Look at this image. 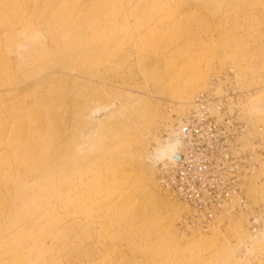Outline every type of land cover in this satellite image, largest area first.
<instances>
[{
    "label": "rangeland",
    "instance_id": "rangeland-1",
    "mask_svg": "<svg viewBox=\"0 0 264 264\" xmlns=\"http://www.w3.org/2000/svg\"><path fill=\"white\" fill-rule=\"evenodd\" d=\"M0 252L264 264V0H0Z\"/></svg>",
    "mask_w": 264,
    "mask_h": 264
},
{
    "label": "bare ground",
    "instance_id": "bare-ground-1",
    "mask_svg": "<svg viewBox=\"0 0 264 264\" xmlns=\"http://www.w3.org/2000/svg\"><path fill=\"white\" fill-rule=\"evenodd\" d=\"M61 18L63 19L62 22H65V23H64L65 26H68V27H66V28H69L68 31H69L70 35L73 36V38H74V43L77 42L78 39H79V35H77V33L75 32V30L72 31V24L69 23V21L67 20L68 18H67L64 14H62ZM67 53H68V52H67ZM67 53L64 52V54H62V56H63V55L68 56ZM69 60H70V62H74V61H75V62H77V63H81V64H82V62H83V60H82L81 58H80L79 60H76V59H73V60L69 59ZM75 62H74V63H75ZM83 63H84V62H83ZM80 72H82V71H80ZM172 148H173V144H172L170 141H168V143H167L164 147L162 146L160 152L157 153L156 155H159V156L161 157L164 151H166V150H172ZM173 152H174V151H173ZM174 153H175V152H174ZM174 153H172V154H174ZM160 157H159V159H160ZM156 158H157V157H156ZM0 257H1V258L5 257V256L3 255L2 252H0Z\"/></svg>",
    "mask_w": 264,
    "mask_h": 264
},
{
    "label": "built area",
    "instance_id": "built-area-1",
    "mask_svg": "<svg viewBox=\"0 0 264 264\" xmlns=\"http://www.w3.org/2000/svg\"><path fill=\"white\" fill-rule=\"evenodd\" d=\"M202 107V106H201ZM200 130H201V128L199 127L198 129H194L193 131H194V133H195V135L196 134H200L199 132H200ZM182 132L183 133H189V130H187L186 128H183L182 129ZM185 137V136H184ZM176 152H178L179 153V156H180V159L177 161V162H175V161H173L172 160V156H170V159L175 163V165H177L178 166V168H177V176H179V178H180V182H179V184H180V188L182 189L184 186H186V185H189V181L187 180L186 182H184L183 181V177H182V179H181V174H182V176H183V173H184V170H185V166H184V164L186 163L185 161V157H184V154L181 152V151H175V153ZM174 153V154H175ZM173 155V154H172ZM192 179V178H191Z\"/></svg>",
    "mask_w": 264,
    "mask_h": 264
},
{
    "label": "water",
    "instance_id": "water-1",
    "mask_svg": "<svg viewBox=\"0 0 264 264\" xmlns=\"http://www.w3.org/2000/svg\"><path fill=\"white\" fill-rule=\"evenodd\" d=\"M180 159L179 153L176 152L175 154L172 155V160L177 162Z\"/></svg>",
    "mask_w": 264,
    "mask_h": 264
}]
</instances>
